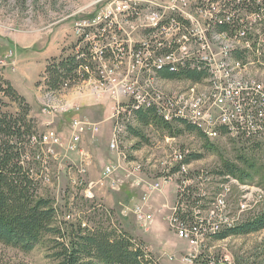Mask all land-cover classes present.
<instances>
[{"label":"rangeland","instance_id":"374dc122","mask_svg":"<svg viewBox=\"0 0 264 264\" xmlns=\"http://www.w3.org/2000/svg\"><path fill=\"white\" fill-rule=\"evenodd\" d=\"M116 2L0 0V75L10 80L31 105L29 119H33V136L40 137L54 129L62 135L63 144L67 145L72 141L74 120L81 118L99 127L98 132L87 131L79 148L81 150L34 144L27 149L28 163L25 167L31 168L33 191L37 196L52 200L57 209V223L64 228L70 230V225L79 223L83 227L112 225L133 236L136 243L152 254L157 264H161L160 260L162 264H189L184 258L189 254L190 243L177 236L169 219L177 201L179 176L172 177L162 188L153 190L150 186L164 175L165 167L174 161L177 150L189 149V154H199L200 157L189 163L188 169L206 170L213 178L206 182V202H215V192H224L229 186L227 214L232 218L240 217L241 220L235 223L245 222L264 213V140L248 143L230 137H201L188 131L182 122L165 128L152 121L144 125L133 118L125 123L118 150L111 149L115 107L118 101L128 99L116 90L127 75L136 77L138 69H143V65L150 61L145 54L133 56L129 49L142 41L148 42L150 47L155 46L154 35L146 33L144 28L148 23L139 19V14L130 18L117 14L103 26L93 27V23H89L103 18ZM223 3L214 4L221 7ZM211 4L210 0H206V19L216 9ZM139 13L143 18L145 7H141ZM250 13L247 15L254 19L255 15ZM169 14L166 11L164 24H169ZM257 23L254 24V31H260L256 28ZM78 24L81 26L77 27ZM84 31L97 41L110 45L107 57L89 58L92 77H82L77 83L68 84L56 92L50 90L44 74V54L39 52L52 38H64L69 43L64 46L63 54L73 55L78 49L87 47V42L79 41ZM215 32V26L211 27L209 54L220 58L221 45L212 38ZM120 46L124 47L125 53L118 55L117 48ZM237 48L242 49V43H237ZM45 63L47 66L48 62ZM133 65L136 66L135 71ZM250 70L253 77L264 80V73H254L253 66ZM103 71L110 73L113 85H102L98 80L106 73ZM148 78L153 79L154 85L158 84L162 96L180 95L185 105L196 100L198 94L211 86L208 78L196 84L185 78L166 80L158 73L141 70L140 79L144 81ZM5 87L0 83V107L5 112L19 115L22 112L20 103L5 93ZM47 105L58 110L48 109ZM67 105L71 106L69 111L60 110L66 109ZM128 127L141 132V136H136ZM206 138L213 144L212 149L206 146ZM226 162L248 173V180L242 182L239 179L238 183L235 179L220 177L218 173L226 171ZM108 165L117 167L112 175L117 180L116 188L111 187V180L106 177ZM87 190L94 193L93 198L86 196ZM146 192L150 195L145 211L152 213L154 218L148 228L142 225L134 212L135 207L143 203ZM242 205L249 210L240 214L239 207L242 209ZM145 235L155 252L148 249L143 238ZM213 235L201 246L194 264H264V229L224 239ZM49 238L29 253L0 243V264H54L50 257L52 246Z\"/></svg>","mask_w":264,"mask_h":264},{"label":"built area","instance_id":"2783aa9c","mask_svg":"<svg viewBox=\"0 0 264 264\" xmlns=\"http://www.w3.org/2000/svg\"><path fill=\"white\" fill-rule=\"evenodd\" d=\"M223 1V6L218 7L214 3L220 1L210 0L212 8L216 9L206 19V0H117L103 18L99 17L93 22H89L93 23V27L103 26L112 21L117 14H124L128 18L139 14L138 18L148 23L144 25L146 33L150 35L152 33L155 39L154 47H150L148 42L142 41V43H137L134 48L130 47L129 49V53L133 56L145 54L150 61L143 65V69H138L139 73L136 74V77L131 78L127 75L116 90L119 95L128 99L127 101H118L115 107L114 116L116 119L110 143L111 149L118 150L122 141V126L130 121V118L126 116V109L138 110L142 102H150V105H156L157 111L166 112V115L170 116L171 124L180 123V116L202 119L207 125V131L212 132L213 139L230 137L238 142L248 143L264 140V80H253V73H245V66H253V69L256 70L254 73H264V51L262 50L264 44V0ZM141 7H145L143 18L139 13ZM165 11H176V14L187 13L188 22L173 21L172 19L169 24H159V17L163 16ZM248 12L255 15V18L247 15ZM220 19H236V26L231 31L221 32L226 37V44H219L221 45V51H219L221 57L218 58L214 54L212 56L209 54V38L211 24ZM256 20L258 21L256 28L257 30L259 28L260 31H254ZM206 25L208 26L206 27ZM79 26L81 25L78 24L77 27ZM84 32L79 41L87 42L88 48H80L76 53H87L90 59H105L110 45L99 42L88 32ZM237 43H245V51L248 56L244 59L237 58L241 63V72L233 73L224 67V53L225 50L231 49ZM117 50L118 55L125 53L124 47L120 46ZM193 54L205 55L208 60L213 62L217 81L214 93H207L205 89L198 94L199 97L196 100L186 104L188 106L183 103L180 95L162 96L158 91V84L152 83L153 79L148 78L144 81L140 79L141 70L157 73L155 71L157 61H171L170 70L178 71L182 69V62H195ZM90 64L85 66V70H90V77H92ZM132 68L135 71L136 66L133 65ZM98 80L102 85L114 84L110 73L107 72L103 73ZM47 107L58 110L49 105ZM70 108L71 106L67 105L66 109L60 110L69 111ZM72 130V141L67 145L63 144L62 135L54 129L40 137L33 136V144L57 146L70 151L81 150L79 148L87 131L98 132L99 127L79 118L74 120ZM186 150L189 149L182 148L175 152L174 161L165 167L164 175L150 188L153 190L162 188L172 177L179 176L177 179L180 182L176 194L177 201L173 205L169 219L177 236L190 243L191 249L184 260L189 264H194L201 246L209 239L208 230L210 227H221L228 221L238 222L241 219L240 217H229L227 214L226 198L231 192L229 186L224 192H215V202H206V182L213 178L206 170L188 169L190 164H179V152ZM116 168L115 165H108L105 170L106 177L111 180L112 188L118 187L117 180L112 176ZM220 177L231 178V174L220 175ZM89 191H86V196L93 198L94 193L91 194ZM149 195L146 192L143 196V203L138 204L134 210L145 228H148L154 220L153 214H147L145 211L149 203ZM242 206V209L239 207L240 214L249 210L245 205ZM240 214L237 216H241Z\"/></svg>","mask_w":264,"mask_h":264},{"label":"trees","instance_id":"16d2710c","mask_svg":"<svg viewBox=\"0 0 264 264\" xmlns=\"http://www.w3.org/2000/svg\"><path fill=\"white\" fill-rule=\"evenodd\" d=\"M217 24L214 26L218 32L231 31L233 28L227 23ZM234 55L238 59H244L248 53L238 49ZM193 61L195 62L182 63V69L178 71H172L168 66L162 67L157 70L158 76L166 80L185 78L195 82L207 79L210 75L208 64L195 57ZM88 63V54L82 52L68 56L62 53L59 57L52 58L44 71L48 88L56 92L64 88L65 84L77 83L80 78L88 75L90 77V72L85 70ZM0 83L6 86L5 93L18 101L22 108L19 115H14L0 107V243L29 253L49 236L52 246L50 257L54 264H157L151 253H147L136 243L133 236L118 227H83L79 223L70 225L69 230L57 223V209L52 200L36 195L30 175L31 168L25 167L28 163L27 149L34 145L33 119H29L31 105L12 82L2 75ZM132 111L130 120L136 118L144 125L152 121L162 124L165 128H171L170 120H167L161 111L156 110V105L145 103L139 106L138 110ZM180 122L188 131L206 137L198 125L183 118H180ZM128 130L136 136H141V132L132 127H128ZM206 141V146L212 149L213 144L207 138ZM199 157V154L190 153L183 162L189 164ZM225 168L226 171H220L218 174H231L242 182L248 180L246 178L249 174L237 165L226 162ZM262 229L264 213L215 233L213 237L224 239Z\"/></svg>","mask_w":264,"mask_h":264},{"label":"bare ground","instance_id":"6f19581e","mask_svg":"<svg viewBox=\"0 0 264 264\" xmlns=\"http://www.w3.org/2000/svg\"><path fill=\"white\" fill-rule=\"evenodd\" d=\"M168 12L170 13L168 23H170L172 19H173V21L188 22V14L187 13L176 14V11H168ZM165 13H166V11H165ZM165 13L163 16L159 17V24H164V18L166 16ZM217 23H227L230 26L234 27V26H236V19L216 20V21H213V23L211 24V27H213ZM89 25H91V24H89ZM212 38L216 39L219 44H224L226 42V37H224L222 35V33L218 32V31L214 33ZM237 50H238V48L236 45V46H233L231 49L225 50V53H224V67H225V69H230L231 72H233V73H240L241 72V63H240V61L237 60L236 56L234 55ZM241 50H245V43H242V49ZM193 55H195V57H198V59L203 60L208 64L209 70H210V75L208 76V80H209V83H211V86L207 89V93H214L215 89H216V81H217V73L215 72V65H213V62L208 60L205 57V55H202V54H193ZM182 63H184V62H182ZM166 66H168V68L171 69V61H157L155 64V71L161 69L162 67H166ZM250 71H251L250 66H245V73H250ZM155 74H157V73H155ZM253 80H259V79L253 77ZM145 103H150V102H142V103H140V106H143ZM132 112H133L132 109H126V116L131 118V116H133ZM162 114L164 115V117L167 120H170V116L166 115V112H162ZM180 118H183V119H185V120H187L193 124L198 125L203 130L204 134L207 137L213 138L212 132L207 131V125L204 124L202 119L188 118V116H180ZM124 127H125V125L122 126V132L124 130ZM188 152H189L188 150H186L185 152H179V164H186L183 161H184L185 157H187V154H189ZM222 179H224V178H222ZM230 179L231 180L235 179V181L237 180V182L240 183L238 177L232 176ZM236 224H238V223H235V221H228L226 224H223V226H221V227H210L208 230V238H210L211 235H213L215 233H220L223 230L230 228V227H233Z\"/></svg>","mask_w":264,"mask_h":264},{"label":"crops","instance_id":"0c3cea01","mask_svg":"<svg viewBox=\"0 0 264 264\" xmlns=\"http://www.w3.org/2000/svg\"><path fill=\"white\" fill-rule=\"evenodd\" d=\"M69 43V41H67L66 39H55V38H52L49 43L44 47L43 51L42 52H39V53H43V59H44V70L46 68V62H48L49 60H51L52 58H55V57H59L64 49L65 48L64 46H66L67 44ZM50 53V54H49ZM144 240L147 241V245H148V249L151 251V252H155L154 249L152 248L151 246V243H149V239L147 238V236H143ZM160 263L162 264L161 260H160Z\"/></svg>","mask_w":264,"mask_h":264}]
</instances>
